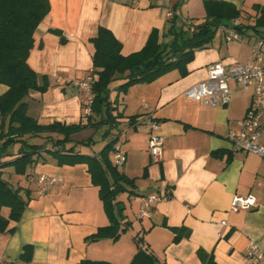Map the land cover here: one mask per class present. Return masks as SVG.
Masks as SVG:
<instances>
[{
    "label": "crops",
    "instance_id": "crops-1",
    "mask_svg": "<svg viewBox=\"0 0 264 264\" xmlns=\"http://www.w3.org/2000/svg\"><path fill=\"white\" fill-rule=\"evenodd\" d=\"M218 1L230 3L241 12L237 20L244 27L237 32L240 41L228 42L217 30L207 47L193 52L185 74L171 69L152 81L132 85L125 94L119 93L116 101L119 98L122 112L110 94L111 112L119 115L118 125L110 131L107 125L103 133L107 135L101 138L104 148L115 134L124 132L119 142L126 161L118 171L134 183L123 184L115 199L123 211L119 216L114 208L113 214L121 227L128 226L127 230L117 241H87L112 221L100 197L105 178L111 181L100 155L102 149L96 152L83 147L80 154L91 160L73 165L58 164L54 157L42 153L26 175L15 174L18 178L13 186V169L1 170L2 179L13 189L22 188L20 193L27 201L20 220L9 222L8 229L14 231L0 233L1 262L79 264L90 260L130 264L138 250L136 237L159 264H202L199 250L211 255L216 264H253L249 247L255 245L264 251V158L234 152L228 140L251 104L253 87L243 91L230 81V102L219 107L187 100L183 93L204 81L213 63L231 67L250 62L251 45L264 33V0ZM49 4L28 58L45 90L32 91L25 99L26 113L47 125L87 123L83 97L74 83L92 72L91 39L99 27L111 30L121 43V54L128 56L138 53L153 31L159 43L171 38L167 36L172 25L166 18L168 9L179 15L176 26H184L190 33L206 20L204 0H49ZM256 25L258 32L253 29ZM258 40L264 42V38ZM116 83L119 86L122 82ZM6 89L0 84V96ZM146 114H152L160 126L163 146L159 160L149 155L147 129L132 128L128 122L129 117ZM98 121L99 117L93 123ZM260 141L264 143V135ZM11 150L7 152L16 149ZM112 153L108 159L115 167ZM41 176L55 179L44 194L38 192L36 183ZM25 190L29 191L28 198ZM151 194L164 199L151 205L148 217H142V202ZM235 196L253 197L256 207L233 211ZM9 214L8 207L0 209L2 218L8 219ZM222 222L227 226H221ZM175 229L182 232L178 242L173 239ZM26 245L31 247L27 255Z\"/></svg>",
    "mask_w": 264,
    "mask_h": 264
},
{
    "label": "trees",
    "instance_id": "trees-1",
    "mask_svg": "<svg viewBox=\"0 0 264 264\" xmlns=\"http://www.w3.org/2000/svg\"><path fill=\"white\" fill-rule=\"evenodd\" d=\"M206 20L203 25L194 27L193 32L185 30L184 26H176V17L168 19L172 23L167 36L172 39L171 44L159 43L156 31H153L145 46L137 53L123 56L121 43L114 37L111 30L104 27L97 29L91 39L94 46L92 57L93 69L87 76L94 78L91 87L93 100L90 114L84 116L86 124L64 125L60 123L40 124L26 112L25 99L32 91H44L45 85L39 82V75L28 64V58L34 45V34L50 10L49 0H0V84L7 87L0 96V158L7 161L0 164V209L8 207V219L0 216V233H12L8 229L9 222H18L27 205L21 193L22 188L13 189L2 179V169L12 168L18 176L26 175L42 153H47L57 160L58 164L73 165L90 161L88 155L76 152V147H91L93 140L88 138L73 141L72 136L87 127L108 125L116 128L117 118L112 114L114 109L110 104L111 84L122 82L117 90L125 94L128 89L139 82H149L163 75L171 69L182 70L186 73V65L192 60L193 52L207 47L213 40L220 26L233 27L237 32L243 31V25L234 26L241 12L230 3L218 0H204ZM257 25L253 27L258 32ZM190 29V28H189ZM64 43V40L61 41ZM144 67L145 72L136 75L134 68ZM86 76V77H87ZM100 121L93 123L95 118ZM137 117H129L132 123ZM106 134L103 136L105 137ZM118 134L109 140L100 155L110 174L111 181L105 178V184L100 190V197L107 213L111 216V223L99 228L87 238L89 242L109 238L117 241L128 226L121 227V223L114 217V208L121 216L122 208L115 202L124 185H133L134 180L127 179L120 174L116 167H112L108 156L113 151ZM18 146L15 152L8 153L10 147ZM112 182V183H111ZM124 184V185H123ZM113 187V188H112ZM112 188V189H111ZM24 194L29 197V191ZM174 242L180 239L181 230L175 229ZM187 236L188 233H184ZM141 238L136 237L138 250L130 264H159L154 254L143 247ZM25 254L31 252V247H24ZM199 260L202 264H216L213 257L199 250ZM79 264H113L105 261L83 260Z\"/></svg>",
    "mask_w": 264,
    "mask_h": 264
},
{
    "label": "built area",
    "instance_id": "built-area-1",
    "mask_svg": "<svg viewBox=\"0 0 264 264\" xmlns=\"http://www.w3.org/2000/svg\"><path fill=\"white\" fill-rule=\"evenodd\" d=\"M166 18L179 16L174 9L166 11ZM239 25V22H234V26ZM191 29V28H190ZM223 38L228 41H240L237 31L233 27L220 26L218 29ZM264 42L261 40L255 41L251 45L252 59L248 63H234L231 67H226L222 62H216L209 66L207 78L188 88L184 93L187 100L200 103L207 107H219L228 105L230 102L231 89L230 81L237 83L243 91L253 87L254 93L249 108L245 116L238 121V128L229 133L228 140L234 152L252 153L261 158H264V143L260 141V137L264 135ZM94 83L92 76H87L83 80L75 82V86L83 97V109L85 114H90L93 94L91 87ZM132 128L144 127L148 131V152L149 155L159 160L163 146V138L160 136V126L153 118L152 114H146L137 117L132 123H129ZM120 134L117 137L113 148V164L117 169H121L126 161V155L119 142ZM55 182V179L41 176L36 179L37 186L41 194L46 193ZM164 198L156 194L147 196L142 202L140 216L148 217L151 210V205L162 201ZM256 207V201L250 196H235L231 202V209L251 210ZM221 226L226 227L227 224L222 222ZM222 233L218 234L221 238ZM248 256L252 259L253 264H264V251L259 250L255 245H251L248 250ZM0 264H10L3 263Z\"/></svg>",
    "mask_w": 264,
    "mask_h": 264
},
{
    "label": "rangeland",
    "instance_id": "rangeland-1",
    "mask_svg": "<svg viewBox=\"0 0 264 264\" xmlns=\"http://www.w3.org/2000/svg\"><path fill=\"white\" fill-rule=\"evenodd\" d=\"M221 34V33H220ZM258 39L259 38H264V33H262L261 35H259L258 37H257ZM257 39V40H258ZM255 40V39H254ZM256 40V41H257ZM167 42H165V44L166 45H169V44H171V42H172V39L171 38H169V40L167 39L166 40ZM243 44L245 45L246 43V40H244L243 39ZM116 86H118V84L116 83V82H114V83H112L111 84V97H112V99L114 100V101H116V99H117V95L120 97V95H119V92L117 91V90H114V88L116 87ZM119 98H118V100L116 101V107L117 106H119V110L122 112L123 111V106L122 105H119ZM108 127H107V125H102V126H100V127H98V128H96V129H91V130H85V131H81V132H79V134H77L76 136H75V139L73 140L74 142H75V140H84L85 138H88V137H91V138H93V143H92V145H91V149L90 150H94V151H96V152H98L99 150H101L102 148H103V145H104V143H103V141H102V136L101 135H103V133H105V131H106V129H107ZM121 136V138H123L124 137V132H121V133H119ZM18 148V146H12V147H10L9 148V150H8V152H10V151H12L11 149H17ZM83 147H76V152H80V150L82 149ZM8 160V158H6V157H2V158H0V164H2V163H4L5 161H7ZM122 169V168H121ZM5 179H7V176L5 175V177H4ZM18 177L15 175V174H12V181H10V184L13 186L14 184H13V182L17 179ZM20 181V180H19Z\"/></svg>",
    "mask_w": 264,
    "mask_h": 264
},
{
    "label": "water",
    "instance_id": "water-1",
    "mask_svg": "<svg viewBox=\"0 0 264 264\" xmlns=\"http://www.w3.org/2000/svg\"><path fill=\"white\" fill-rule=\"evenodd\" d=\"M133 71L139 77V75H141V74H143L145 72V68L144 67H140V69L139 68L138 69L134 68Z\"/></svg>",
    "mask_w": 264,
    "mask_h": 264
}]
</instances>
